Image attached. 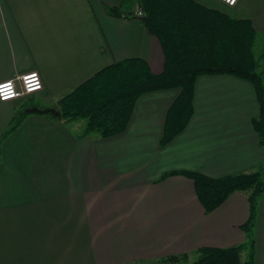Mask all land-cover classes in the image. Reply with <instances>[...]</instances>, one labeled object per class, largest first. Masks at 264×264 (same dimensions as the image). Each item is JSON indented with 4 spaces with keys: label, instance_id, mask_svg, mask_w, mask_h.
Masks as SVG:
<instances>
[{
    "label": "crops",
    "instance_id": "0c3cea01",
    "mask_svg": "<svg viewBox=\"0 0 264 264\" xmlns=\"http://www.w3.org/2000/svg\"><path fill=\"white\" fill-rule=\"evenodd\" d=\"M194 1L251 21L264 77V0ZM108 7L123 13L111 15ZM137 7L122 8L121 0H0V82L37 71L44 83L41 91L0 101V264H138L247 242V194L236 191L206 212L191 178L166 174L217 178L264 167L252 123L260 105L249 81L199 76L194 115L165 147V119L178 89L141 95L127 129L109 137L86 133L78 119L29 111L57 109L63 96L116 61L142 58L162 73L161 42ZM253 237L255 264H264V193Z\"/></svg>",
    "mask_w": 264,
    "mask_h": 264
},
{
    "label": "trees",
    "instance_id": "16d2710c",
    "mask_svg": "<svg viewBox=\"0 0 264 264\" xmlns=\"http://www.w3.org/2000/svg\"><path fill=\"white\" fill-rule=\"evenodd\" d=\"M134 2L149 17L144 22L148 31L161 42L165 54L163 72L155 74L142 58L116 61L63 96L57 106L61 112L58 117L86 119V133L99 132L109 137L127 129L141 95L178 89L165 119L161 139V147H165L194 115L197 78L230 74L249 81L256 90L260 109L252 123L264 146V77L254 54L256 31L251 21L234 18L194 0H121V7L129 8ZM107 11L114 16L122 12L120 7H108ZM16 126L14 122L6 134ZM176 174L193 180L197 198L206 212L217 209L236 191L247 194L250 214L242 226L247 242L231 247L203 246L193 253L163 257L156 260L157 264H181L192 255L195 259L191 264H255L253 229L264 193V168L217 178L195 171H172L166 175ZM244 250H248L245 259Z\"/></svg>",
    "mask_w": 264,
    "mask_h": 264
},
{
    "label": "built area",
    "instance_id": "2783aa9c",
    "mask_svg": "<svg viewBox=\"0 0 264 264\" xmlns=\"http://www.w3.org/2000/svg\"><path fill=\"white\" fill-rule=\"evenodd\" d=\"M229 6H235L239 0H221ZM138 16H143L141 7H137ZM11 85V94L9 90L0 87V101L6 102L9 100L17 99L22 96L31 95L35 92L41 91L44 88L42 76L37 71H30L20 74L14 79L0 82V86Z\"/></svg>",
    "mask_w": 264,
    "mask_h": 264
},
{
    "label": "water",
    "instance_id": "95a60500",
    "mask_svg": "<svg viewBox=\"0 0 264 264\" xmlns=\"http://www.w3.org/2000/svg\"><path fill=\"white\" fill-rule=\"evenodd\" d=\"M138 19L146 22L149 19V17L148 16H138ZM29 111H35V112H39V113H51V114L56 115V116L61 115V112L55 108L41 109V108L34 107V108L29 109Z\"/></svg>",
    "mask_w": 264,
    "mask_h": 264
},
{
    "label": "rangeland",
    "instance_id": "374dc122",
    "mask_svg": "<svg viewBox=\"0 0 264 264\" xmlns=\"http://www.w3.org/2000/svg\"><path fill=\"white\" fill-rule=\"evenodd\" d=\"M206 7V6H205ZM136 8V7H135ZM79 120V122H86V119H78ZM262 168H264V167H262ZM244 257V256H243ZM161 259V258H160ZM195 259V256L194 255H192L191 257H190V260L189 261H187V262H182L181 264H191V262L193 261ZM148 263H150V264H152V263H154V264H157L158 262L156 261V260H154V261H152V262H148ZM138 264H146V262H143V263H140V262H138Z\"/></svg>",
    "mask_w": 264,
    "mask_h": 264
},
{
    "label": "snow or ice",
    "instance_id": "6c2138e0",
    "mask_svg": "<svg viewBox=\"0 0 264 264\" xmlns=\"http://www.w3.org/2000/svg\"><path fill=\"white\" fill-rule=\"evenodd\" d=\"M0 87H3V88L8 89V90H9L8 94H9V95L11 94V91H10V89H11V85H4V86H0Z\"/></svg>",
    "mask_w": 264,
    "mask_h": 264
}]
</instances>
